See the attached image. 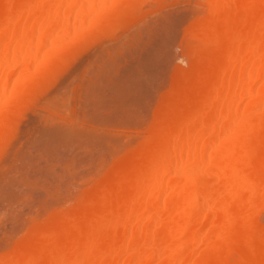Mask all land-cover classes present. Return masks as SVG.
<instances>
[{
	"label": "bare ground",
	"instance_id": "bare-ground-1",
	"mask_svg": "<svg viewBox=\"0 0 264 264\" xmlns=\"http://www.w3.org/2000/svg\"><path fill=\"white\" fill-rule=\"evenodd\" d=\"M160 2L161 0H0V133L7 130L6 119H10L17 112L20 101L29 93L38 91L44 82L48 83L52 73L60 65L66 63L74 52L88 49L91 46L93 49L94 46L105 43L104 41H107L109 46L114 44L122 32L133 27L132 19L136 14L142 12L143 8L151 11L152 5ZM193 7L192 12L196 11L195 14L193 13L195 17L193 19L191 17L192 20L187 22V26L184 25L185 22L183 24L185 27H182L185 39L182 38V40L185 41L183 44H185L186 53L181 57H173L180 62L185 59L187 67L174 69L168 90L159 99L148 123H144L148 118L144 116L142 118L140 115L145 113L144 115L147 116L150 111L146 115L147 109L145 112L142 108L143 111L140 110L142 113L138 111L140 108L134 109L138 105V102L137 105L134 104L135 101H142V97L145 99L147 95L151 96L150 91H153L151 88L150 93L144 96L146 94L144 91L147 89L148 93L149 90V87H142L147 78H142L145 82H141L143 85L139 87L141 90L144 89L143 93L137 86L140 82L139 77L137 78L139 82L132 77L140 73L139 69L142 67L137 69L138 73L134 75H132L133 70L132 74L130 72L124 74L128 75L127 77L119 76L120 80L117 76L115 77L116 74L113 75L115 78L108 75V81L118 80L116 83L111 80L109 84L113 82L114 85L115 83L113 91L116 92L119 100L121 99L120 103L118 99H113L117 97L112 96L115 93L108 91L114 86L110 87L107 80H103L105 86H108V89L104 91L112 93V99L109 98L107 101L111 99V102L108 101L109 105L114 104L119 107L117 113L121 112V107L126 106L125 109H127L134 105V108L131 107L132 110L138 111L136 113L140 115H135L134 112L132 113L135 115L133 118L139 116L138 119L142 118V121L144 119L141 123L144 127L136 135L133 146L129 149L125 147L126 150L122 149L121 151L124 152L120 155L112 154L113 162L110 165L105 163L101 165L108 167H103L105 170L101 168L104 172L100 170L101 176L95 177L96 181L90 184V188L88 187L81 193L77 192L80 195L76 198V195L73 196L75 200L73 204H70L71 207L62 210L59 208L61 207L59 203V207L56 205L54 207L60 210L52 211L54 209L52 208L51 213L54 212L52 214L46 210L47 218L42 213L41 216L44 215L45 219L43 217L41 222H46L47 224H44L47 226L35 230L36 221L33 223L34 226L30 227L31 222L29 225L24 220L25 223L19 222V218L22 220L23 215L22 217L17 215L18 218L14 215L15 211L11 212L18 219L13 221L12 226L10 224V231L7 230L9 231L8 236L5 235L11 239V242H7L9 239H4L5 236L4 240H1L7 242L5 243L7 246L1 243L4 248L0 247V264H264V224L259 221L261 219H258L264 212V0H199L195 6L196 10ZM179 22L176 23L179 25ZM175 24L172 27L178 26ZM176 30L173 29V32L176 33ZM112 40L114 43L109 44ZM161 40L160 42L170 39L165 37ZM131 41L135 40L131 39ZM137 41L135 43L140 44ZM168 41L160 45H168ZM118 46L121 47L122 44ZM110 47L107 48L113 49ZM115 47L114 52H118ZM133 47L137 49L135 45ZM102 53L100 55L96 53L98 55L93 58L99 56L102 58ZM139 54L141 55V52ZM104 55H109V53ZM121 55H119L120 58ZM109 56L108 58L111 57ZM155 56L150 58L151 60L149 58L145 60L146 57L143 59L142 66L145 70H149L148 64L154 66L153 63L157 60ZM98 60L99 58L95 63L102 62ZM109 60L103 61L109 65ZM136 61L135 65L139 63L138 60ZM93 63L92 60L90 65ZM165 64L167 65V62ZM108 65L102 68L107 69ZM135 65H133L135 70L141 66ZM116 66L112 69L118 68ZM151 68L149 71L153 70ZM108 69L111 70V68ZM129 69L131 70L130 67ZM129 69L127 71H130ZM90 70L92 69L88 71ZM100 71L102 70L99 69V81L102 74ZM106 71L102 74L105 77L108 73ZM144 71L142 69V72ZM151 72L150 75L153 76ZM93 73L96 74V72ZM150 75L148 72V77L151 78ZM88 76L86 75L87 78L92 77ZM97 77L94 79V76L90 82L89 80L82 82L83 84L88 82L84 87L86 91H82L88 92L85 94L89 103L84 98L82 99L87 102L86 104L91 106L90 103L93 102L92 107L94 105L92 110L89 108V112L93 113L92 117L91 113L87 114L88 109L86 113H83L86 115L85 118L87 115L90 117L87 118V120L90 119L89 121H85L88 125L92 122L96 125L94 123L96 121V123L99 122L97 126L102 127L101 125L108 124L103 118L107 111H100L107 106V96L103 89L100 90L99 85L102 82L94 81ZM162 78L164 80L165 77ZM81 81H83L82 78ZM75 83H78L77 80ZM93 84L98 88H92L90 85ZM129 84L137 86L133 90H138L136 93L138 95L133 96L136 90L134 93L130 90L123 94V91L128 89L127 85L130 86ZM124 95L127 98H124ZM122 98L132 99L127 106L124 100L121 102ZM114 101L117 104L113 103ZM150 102L153 103V101ZM144 104L147 105L146 100ZM148 105L146 108H149L150 105ZM131 108L123 111L120 116L126 117L125 113L128 115L127 111L131 112ZM104 111H106L105 115ZM99 114L103 116L105 122H101L102 118ZM111 114H107L108 118L112 117ZM132 115L130 113L131 117ZM123 121L121 125H118L124 127ZM77 124L80 126V123ZM92 124L90 128L93 129ZM88 125L80 127L85 126L84 130H86ZM136 127L139 128L137 124ZM61 128L60 132L59 128L56 129L55 136L45 141L48 142L47 145L58 141L64 143L67 140V143H74L72 140L75 138L78 142L91 141L92 145L107 147L105 149L96 147L102 154L104 151L101 150H105L104 153H106V149L110 151L111 147L115 146L112 145L115 144L114 142H121V140L113 139L112 134L109 137V134L105 133L106 137H104V135L97 136L80 129L72 132L70 127H65V130ZM66 129L72 132V139L71 132H66L68 131ZM79 130L83 132L75 134ZM106 131L109 132V128ZM114 132L110 131V133ZM120 133L118 135H121ZM133 134L130 133L131 136ZM115 137H118L116 133ZM38 138L40 139V136L35 139L39 140ZM118 142L116 146L119 145ZM46 143H40L41 147L39 145L42 153L44 148L48 147H45ZM86 145L90 144L86 143ZM86 145L83 147L85 148ZM116 146L112 147L113 150H116ZM47 149L49 150V147ZM73 150L74 153L77 151L75 148ZM90 151L86 154L94 155V152ZM25 157L24 159L27 160ZM79 158L82 159V156ZM24 159L21 160L22 163ZM48 160L55 161L56 159ZM31 163L22 164L20 167L22 169L23 166H30ZM24 169L29 173L28 168ZM20 174L18 176L22 177L23 175ZM64 174H60L61 177L67 176V173ZM43 177L42 180L45 179ZM22 178L19 179L20 182ZM45 181L49 183L51 180ZM56 181L53 179L52 183L48 184L51 189ZM22 182L24 184V180ZM31 182L35 183V181ZM37 186L36 191H39L40 186ZM66 188L69 189L68 186ZM3 190L5 192L4 187ZM36 191L32 192L36 193ZM66 191L69 192V190ZM9 192L14 194L13 191ZM9 192L8 194H11ZM52 194H47V197L49 198ZM67 194L68 197L69 193ZM62 195L60 194L61 197L66 198ZM1 198L3 199L2 196ZM58 198L57 205L60 201ZM14 199H17V194ZM44 205H41L43 210L47 208ZM7 214L9 215L8 212ZM9 217L12 218V215ZM10 221L9 219V223L12 222ZM11 233L13 238L10 236Z\"/></svg>",
	"mask_w": 264,
	"mask_h": 264
},
{
	"label": "rangeland",
	"instance_id": "rangeland-1",
	"mask_svg": "<svg viewBox=\"0 0 264 264\" xmlns=\"http://www.w3.org/2000/svg\"><path fill=\"white\" fill-rule=\"evenodd\" d=\"M197 1V0H196ZM195 2V1H194ZM193 2V0H161V2L159 3V4H155V5H152L153 7H152V10L150 11V10H147V8H143V9H146V10H144L143 11V9H142V12H140V13H138V14H136L134 17H133V21H134V23L132 24L133 25V27L131 26L130 27V29H126L124 32H122L121 33V36H118V39H116L115 41V43H118V41L120 42V43H118V44H115L114 43V41L112 42V41H110V43L109 44H111V43H114V44H111L110 46L108 45V42L107 41H104L105 43H102L101 45H104V44H106L105 46H101L100 44H98V45H96V46H94L93 47V49H92V46L89 48L88 47V49H85V50H82V51H79V52H74V54L69 58V60L66 62V63H63L62 65H60V67L59 68H57L53 73H52V75L50 76V80L48 81V83L47 82H44L43 83V86H41V88L39 89V90H41L39 93H37L38 91H36V92H34V93H29L28 95H26L21 101H20V106L18 107V109H17V112L15 113V114H13V116L10 118V119H6L7 121H6V123L7 124H5V125H7L8 126V128H7V130H5V131H3V132H1L0 133V247L1 248H4V245H5V247L7 246V244H5V243H7V242H11L10 240L11 239H9V237H6V236H8L7 235V233L10 231V224H11V226L13 225L12 223H13V221L14 220H16V219H18L19 217L17 216V215H19V216H21L22 217V215H23V218H22V220H21V218H19V222L20 221H22L23 222V220L27 223L28 222V225H29V223H30V227H33L34 225H33V223H34V221H36L34 224H35V226H34V228H35V230H37V229H40V228H42V227H45V226H47L46 224V222H41L42 220H43V217H44V219H45V216H46V214H47V211L46 210H48V212H50L51 213V210H52V208H54L52 211H57V210H60V209H58L57 207H59L60 205H61V207H59V208H62V210L64 209V210H66V209H68V207L70 206V204H73V201L75 200V198L76 197H78L80 194H78V193H81V192H84L85 191V189L87 190L88 189V187L90 188L91 187V185L90 184H93L95 181H96V178L95 177H100L101 176V171H102V173L104 172L103 170H105V168H103V167H108V166H101V165H103L104 163L105 164H107V165H110L113 161L112 160H114V158L112 159V157H113V155H114V153H116L115 155L117 156V155H120V154H122V152H124V151H121L122 149H125V147H126V149H129L131 146H133V142L135 141V138H137V136L136 135H138V133L142 130V128L144 127L143 125L141 126V123L142 122H144V119H143V121H142V116H144V118H148V120L147 119H145V124L146 123H148V121H150V117H152V114H153V112H154V110L156 109V107H157V105H158V102H159V99L163 96V94L164 93H166V91L168 90V86L170 85V82H171V77H172V73H173V71H174V69L176 68V67H179V68H186L187 67V65H186V60L184 59V60H182V62H183V64H182V62H180V61H176V58L177 57H181L182 56V54L184 55L185 53H186V49L184 48V46H185V44H183L184 42H183V40H185L184 39V33H183V30H184V28H182V27H185V26H187V22L190 20H192L194 17H195V15H193V13L195 14V12L196 11H193L192 12V5H194V9L196 8L195 6H196V4L199 2V0L197 1V2H195V4H193L194 3ZM196 10V9H195ZM188 15V16H187ZM192 15V16H191ZM186 16V17H185ZM185 18V19H183V18ZM189 17H190V19H189ZM191 17H192V19H191ZM181 18V19H180ZM178 19V20H177ZM180 19V20H179ZM179 22V21H184V20H187V21H184V22H179L180 24L178 25V23H176L177 21ZM186 22V23H185ZM170 23H171V25H170ZM176 23V24H175ZM185 23V24H184ZM178 25L177 27L176 26H174V27H172L173 25ZM185 26H184V25ZM172 28V29H171ZM178 28V29H177ZM169 29V30H168ZM173 29L174 30H176V33H175V31L173 32ZM166 30V31H165ZM172 32H173V34H172ZM167 35V36H166ZM169 35V36H168ZM172 35V36H171ZM177 35H178V37H177ZM124 36V37H123ZM160 37V38H159ZM165 37H166V39L167 38H169L170 40L172 39V41H168V40H163V39H165ZM176 37H177V39H176ZM121 38V39H120ZM128 38V40H125V39H127ZM173 38H175L174 40H173ZM182 38H183V40H182ZM131 39L132 40H135V41H137V42H140V44L139 43H135V41L133 42V41H131ZM153 39V40H152ZM160 39H162L161 41L162 42H160ZM130 40V41H129ZM127 41H129V43L128 44H125V43H127ZM148 41V42H147ZM152 41V42H151ZM164 41H168V45L166 44V45H160L161 43H163ZM132 44H131V43ZM149 42H150V44H151V46H150V44H149ZM135 43V44H134ZM144 45H143V44ZM146 43V44H145ZM156 43V44H155ZM170 43V44H169ZM122 44V48L124 47V45H126L123 49L124 50H122V48L120 47V46H118V45H121ZM124 44V45H123ZM135 45V47H137V49H134V45ZM140 45V47L138 48V46ZM159 44V45H158ZM164 44V43H163ZM128 45H129V48H128ZM141 45H143V46H141ZM147 45V46H146ZM98 46V47H97ZM116 46V47H115ZM96 47H97V49H96ZM100 47H106V48H100ZM107 47H110V48H112L113 47V49H110L109 50V48H107ZM114 47L116 48V51H118V52H114ZM118 47H120V48H118ZM130 47L132 48V49H130ZM141 47H144L143 49L141 48ZM157 47V48H156ZM171 47V48H170ZM100 48V49H99ZM128 48V49H127ZM151 49V50H149V49ZM170 48V49H169ZM92 49V50H91ZM102 49V50H101ZM107 51H105V50ZM157 49V50H156ZM91 50V51H90ZM103 50H104V52H103ZM127 50V51H126ZM129 50V51H128ZM132 50V51H131ZM147 50V51H146ZM149 50V51H148ZM158 50H160V51H158ZM162 50H164V51H162ZM165 50H167V52L165 51ZM171 50V51H170ZM94 51H95V53H94ZM109 51V52H108ZM110 51H112V52H110ZM120 51V52H119ZM134 51V52H133ZM141 52V55L139 54L140 52ZM170 51V52H169ZM91 52L93 53V54H91ZM103 54L101 57L103 58V56H104V58L102 59V58H100V56L98 57L99 58V60H98V62L99 61H102V62H100V63H95V61H96V59H98V58H93L94 56H97L98 54L100 55L101 53ZM114 52V53H113ZM133 52V53H132ZM147 52H149V53H147ZM153 52H157V53H153ZM166 52V53H165ZM175 52V53H174ZM96 53H98V54H96ZM108 54L109 53V55L111 56H109V55H104V54ZM117 53V54H116ZM121 53H122V55H121ZM130 53H131V55H130ZM159 53V54H158ZM172 53H174V54H172ZM89 54V55H88ZM115 54V55H114ZM134 54V55H133ZM151 54H154L153 56H155V55H157V56H155L156 57V59L158 60V62H157V60H156V62H150V63H153V65L154 66H151L150 64H148V68H149V70H150V68L151 69H153L155 72V79H154V73L153 72H151V71H153V70H151V71H149L148 69H144V67L142 66V63L144 62V58L146 57V56H148V57H146V59L145 60H147L148 58L150 59H152L153 58V56L151 55ZM166 54V55H165ZM171 54V55H170ZM119 55H121V58H123V59H121L120 57H119ZM141 56V57H139V56ZM150 55L152 56V57H150ZM87 56V57H86ZM108 56L110 57V58H108ZM129 56H131V58L132 59H130V57ZM134 56H135V58H134ZM159 56V57H158ZM161 56V57H160ZM166 56V57H165ZM168 56H169V58H168ZM107 57V58H106ZM137 57V58H136ZM143 57V58H142ZM162 57H163V59H165V58H168V59H165V60H163L162 59ZM173 57H176V58H173ZM118 58V59H117ZM85 59V60H84ZM111 61H110V60ZM113 59V60H112ZM117 59V60H116ZM119 59L121 60V61H119ZM129 59H130V61H129ZM138 60L139 61V63L137 64V65H141L140 67H138V68H136V70L135 69H133V65H135L136 63H137V61L136 60ZM141 59V60H140ZM150 59V60H151ZM155 59V58H154ZM153 59V60H154ZM173 59V60H172ZM83 60V61H82ZM92 60L94 61V63L92 64V65H90L91 63H92ZM103 60H109L110 62H117V63H110L109 61H108V63H109V65L107 64V62L106 63H104V61ZM125 60V61H124ZM143 60V61H142ZM152 60V61H153ZM77 61V62H76ZM124 61V62H123ZM128 61H129V63H128ZM133 61V62H132ZM155 61V60H154ZM83 62V63H82ZM91 62V63H90ZM97 62V61H96ZM122 62V63H121ZM141 62V63H140ZM165 62H167V65L165 64ZM173 62V63H172ZM177 62V63H176ZM80 63V64H79ZM104 63V64H103ZM127 63V64H126ZM132 63V64H131ZM181 65H180V64ZM103 64V65H102ZM118 64H121V65H118ZM126 64V65H125ZM163 64V65H162ZM93 65H95V66H93ZM100 65H102V66H106V65H108V67H107V69L108 68H111V70L110 69H106V67H103L102 68V66H100ZM115 65H117L118 66V68H116V67H114V68H116V69H112L113 68V66H115ZM137 65H135V66H137ZM183 65V66H182ZM86 66V67H85ZM87 66H89V68L87 67ZM93 66V67H92ZM111 66V67H110ZM132 66V67H131ZM149 66H151V67H149ZM95 67H98L100 70H102V71H100V73L102 72V74H105V72L104 71H106V73H107V76L105 77V75H100V81L98 80V78H99V69L98 68H95ZM121 67H123V69H121L120 70V68ZM129 67L131 68V70L129 69ZM142 67V69H143V71L145 70V71H147V72H142V69H139V68H141ZM154 67V68H153ZM156 67H158L157 69H156ZM165 67V68H164ZM87 70H86V69ZM92 69V70H90V71H88L89 69ZM94 68V69H93ZM102 68V69H101ZM83 69H85V70H83ZM98 69V70H97ZM130 70V71H127V70ZM137 69H139V70H141V71H139L140 73H138L137 72ZM162 69H163V71H162ZM96 70V71H95ZM133 70H134V73H133ZM160 70V71H159ZM82 72V73H80V72ZM85 71H87L86 73H85ZM92 71V72H91ZM124 71H127L126 73L124 72ZM80 74H79V73ZM93 72H96V74L95 73H93ZM104 72V73H103ZM111 74H110V73ZM115 72V73H114ZM117 72H119V73H117ZM133 73L132 75H134L136 72L138 73V74H135L134 76H132V77H134L133 79H136L135 81H137V78L140 80V82L139 81H137V82H139L138 83V88L141 86V85H143L141 82H145L144 80L145 79H142V78H147L146 79V82H145V84H144V86H142V87H146V88H148L149 90H148V93H147V89H146V91H144L146 94L144 95L143 93V90H141L140 88H139V90L140 91H142L143 93L141 94V95H144V96H146L147 94H149L150 92H152L150 95L151 96H146L145 97V99L142 97V101H135L134 102V104H136L137 102H138V105L135 107L134 105V107L131 105V107H133L134 109H136V108H140L138 111H139V113L141 112V111H145L146 109L148 110L147 111V113H146V115L148 114V112H149V114L147 115V116H145L144 114L142 115H140L139 113L137 114L136 112H138V111H136L135 112V110L133 111L132 109L133 108H131L130 106H129V108H127V109H130L131 108V112H128L127 111V113H128V115L130 116V113H131V115H132V113H134L135 115H140V117H142V118H137V117H139V116H136V117H134L133 118V116H135V115H132V117L130 116V118H128L129 116L125 113V116L126 117H123V116H120V114H123V111L125 112V110H127V109H125L126 108V106L124 107V108H120V113H117V111H118V109L117 108H119V107H117L116 105H114L113 104V106H111V105H109V103H108V101H107V99H109V98H111V95H112V93L110 94L109 92H105L104 91V89H108V86L106 87L105 86V82H103V80H107V84L110 86V87H112V86H114L115 85V83L118 81V80H120L119 78L121 77V78H124V77H127L128 75H124V74H127V73ZM148 72H149V75H150V72L153 74V76H151V78H152V80H151V78L150 77H148ZM161 72V73H160ZM145 73H146V75H145ZM116 74V75H115ZM144 74V75H143ZM76 75V76H75ZM84 75H85V77H84ZM86 75H87V77H89L88 75H90V76H92V77H90V78H87L86 77ZM98 77H97V76ZM108 75H110L112 78L114 77L113 75H115V77L117 76V78H118V80H116V79H111L113 82H115L114 83V85L112 84H109V82H111V80L110 81H108V79H107V77H108ZM73 76H75V78H77L76 80H77V82L79 83H75L76 82V80H75V78L73 77ZM94 76H95V78H94ZM104 76V77H103ZM109 76V77H110ZM120 76V77H119ZM143 76V77H142ZM72 77V78H71ZM96 77H97V80H94V81H98L99 83L100 82H102V83H100L101 85H99L100 86V90L102 91V89H103V91H104V93H105V96H107L106 97V105L107 106H105L103 109H101L100 111H103V110H106L107 111V114H111V112H112V114L110 115V116H112L111 118H108V116H107V114L105 115V113H106V111H104V117L102 116V115H100V117L102 118H105V120L107 121L106 123H108L107 125L106 124H103V125H101L102 127H98L99 125H98V123L99 122H97L96 123V121H94V123L96 124V125H94V124H92V127H93V129L92 128H90V123H89V125L87 124L88 122H85V121H89L90 119H88L87 120V118H90L88 115L90 114V116L92 117V111H90L89 112V110L91 109H93V107H94V105H93V107H92V104H93V102L92 103H90L91 104V106L90 105H88V104H86L88 101V99H87V95L86 94H88V92H84V91H86L85 89L86 88H84V87H86L85 85H87V83L88 82H90V79L92 80L93 78L94 79H96ZM110 77V78H111ZM114 77V78H115ZM158 79H157V78ZM162 77H165L164 78V80H163V78ZM81 78L83 79V81H81ZM102 78V79H101ZM104 78V79H103ZM141 78V79H140ZM85 79V80H84ZM89 80V81H88ZM102 80V81H101ZM157 80V81H156ZM160 80H162V81H160ZM85 81H88V82H86V84H83V83H85ZM152 81V82H151ZM74 82V83H73ZM83 82V83H82ZM93 81H91V83H92ZM96 82H94V84L96 83ZM137 82H136V84H137ZM148 82V83H147ZM154 82V83H153ZM156 82H160L159 84L158 83H156ZM163 82V83H162ZM46 83V84H45ZM50 83V84H49ZM98 83V84H99ZM83 84V85H82ZM90 84V83H89ZM88 84V85H89ZM93 84V85H94ZM97 84V83H96ZM125 84H128V83H125ZM140 84V85H139ZM149 84V85H148ZM153 84V85H152ZM157 85L156 86V90H155V85ZM162 84V85H161ZM90 85V86H92V88H94L96 85ZM124 85V84H123ZM130 85V84H129ZM133 87H132V86ZM130 86H128L127 85V88L128 89H123L124 88V86H126V85H124L123 86V94H124V92H125V94L126 93H128V91H130L131 90V92L132 93H134L135 92V90L136 89H134L133 90V88H137V86H134L133 84H131ZM151 85V86H150ZM103 86H105L104 88H101V87H103ZM162 87V88H161ZM88 88H91V87H88ZM91 88V89H92ZM95 88H98V87H95ZM94 88V89H95ZM151 88H153V91H150V90H152ZM160 88V89H159ZM115 89V86H114V88H109V90L108 91H112L113 93H115V94H113L112 96H114V95H116V92H114L113 90ZM82 90H84V91H82ZM88 90V89H87ZM99 90V89H98ZM133 90V91H132ZM158 90V91H157ZM138 90H136V92H135V94L133 95L131 92H129L130 94H132L133 96H135V95H138V94H136V93H138L137 92ZM139 91V92H140ZM150 91V92H149ZM156 91V92H155ZM86 93V94H85ZM110 94V96H108L109 94ZM82 94H83V97H82ZM107 94V95H106ZM84 95H85V97H84ZM128 95V94H127ZM117 97H118V95H116ZM125 96V95H124ZM129 97H130V95H128ZM133 96H132V98H133ZM113 98V99H118V101H119V103H120V100H119V97L118 98ZM128 97V98H129ZM148 97H150V98H148ZM82 98H84L86 101L84 102V99H82ZM124 98H127V96H125ZM124 98H122V101L121 102H123V100H124ZM131 98V99H132ZM151 98H153V99H151ZM112 99V98H111ZM111 99H110V101L109 102H111ZM131 99L129 100V99H125L124 100V104H126L127 106H128V102L129 101H131ZM151 99V100H150ZM128 100V101H127ZM145 100H146V103H147V105H148V103H151V105L149 106V108H146L147 107V105H145L144 104V102H145ZM153 101V103L152 102H150V101ZM117 101V102H118ZM134 100H132V102H133ZM149 101V102H148ZM89 103V102H88ZM113 103H115V104H117L115 101L113 102ZM130 103V102H129ZM88 105V106H90V107H88V106H86V105ZM153 105V106H152ZM87 108H86V107ZM83 107V108H82ZM92 107V108H91ZM151 107V108H150ZM90 108V109H89ZM143 108V110H141ZM85 109V110H84ZM86 109H88V115H87V118H85L86 117V115H84L86 112L85 111H87ZM114 109H116V110H114ZM137 110V109H136ZM141 110V111H140ZM72 112V113H71ZM83 112H85V113H83ZM93 112H94V110H93ZM146 112V111H145ZM101 114H103V112H100ZM117 113V114H116ZM142 113V112H141ZM151 113V114H150ZM113 114H115V115H113ZM75 115V116H74ZM83 115H84V118H83ZM116 116H118L117 118H116ZM76 117H78V118H76ZM72 118V119H71ZM103 118L101 119V122L103 123V121L105 122V120H103ZM114 118V119H113ZM136 118H137V120H136ZM82 119H84V120H82ZM125 119H126V121H125ZM134 119V120H133ZM18 120V121H17ZM74 120H77V121H74ZM118 120H119V122H118ZM125 122H124V121ZM131 122H130V121ZM138 120H140V121H138ZM75 123H74V122ZM91 121H93V120H91ZM90 121V122H91ZM122 121H123V125H124V123H125V125H124V127L123 126H120L121 125V123H122ZM129 123H128V122ZM135 121H137V122H135ZM74 124H73V123ZM80 123V126L81 125H85V126H87L88 125V128L86 127V130H84V128H85V126L83 127V128H81L80 126H79V124H77V123ZM116 122H118V123H116ZM72 123V124H71ZM83 123H85V124H83ZM118 124H120V125H118ZM130 124V125H129ZM134 124H135V126H134ZM136 124H137V126H139V128L138 127H136ZM138 124H140V125H138ZM98 125V126H97ZM110 127H109V126ZM116 126V127H112V126ZM76 126V127H75ZM78 126V127H77ZM96 126L99 128V129H101V130H99L98 128H96ZM61 127H63V130H65V127H70V129L72 130V132L74 131V130H78V129H80V130H84V132L85 131H89L90 133H93L94 135H97V136H100V135H104V137H106L105 135V133H107V135L110 137V135H111V137L113 138V139H115V140H121V142H118L119 143V145H117L116 146V143L117 142H114L115 144H112V145H115L116 146V150H113V148L112 147H115V146H112L111 147V145H110V147H111V149H110V151H109V149H106L107 151H106V153H104L105 152V150H101V151H104L102 154L99 152L100 150L98 149V148H96V147H100V146H96V145H92L93 144V142H91V141H89V142H78L77 140H75V138H74V140H72V141H74V143L71 141V140H69V141H71L72 143H67V141L66 142H64L65 144H66V146H65V144L63 143V141L61 142V141H58V142H56L57 144H60V145H58V146H56L55 144L56 143H54V144H48L47 145V143L45 142V141H48V139H50V137H52V136H55L54 134L57 132L56 131V129H58L59 128V132H60V130L62 129ZM95 127V128H94ZM109 128V132L108 131H106V130H108V128ZM127 127V128H126ZM129 127V128H128ZM141 127V128H140ZM61 128V129H60ZM75 128V129H74ZM103 128H104V130H105V132H104V130H103ZM105 128H107V129H105ZM111 128V129H110ZM124 128V129H123ZM134 128V129H133ZM136 128H138V129H136ZM40 129V131H38V130ZM97 129V130H96ZM119 131V133L121 134V135H118L119 133H118V131ZM128 129V130H127ZM132 129V130H131ZM141 129V130H140ZM66 130H68V129H66ZM77 131V132H75V134L76 133H80V132H83V131ZM94 130V131H93ZM130 130V131H129ZM136 130H138V131H136ZM140 130V131H139ZM35 131H37V132H35ZM91 131H93V132H91ZM101 131V132H100ZM110 131H112V132H114V133H110ZM131 131H134L136 134H133L134 132H131ZM35 132V133H34ZM55 132V133H54ZM59 132L57 133V134H59ZM66 132H71V131H66ZM72 132H71V139H72ZM127 132V133H126ZM102 133V134H101ZM104 133V134H103ZM115 133H116V135L118 136V137H115ZM118 133V134H117ZM130 133L131 134H133L132 136L130 135ZM123 134H125L127 137L128 136H130L129 138H125V136L123 135ZM128 134V135H127ZM46 135H48L47 136V138H46ZM35 136V137H34ZM38 136H40V139L39 140H36L37 139V137ZM45 136V137H44ZM58 136V135H57ZM134 136V137H133ZM115 137V138H114ZM36 138V139H35ZM45 138V139H44ZM100 138V137H99ZM132 138H134V139H132ZM35 139V140H34ZM128 139H130V140H128ZM128 140V141H127ZM37 141V142H36ZM65 141V140H64ZM39 142V143H38ZM61 142V143H60ZM127 142H129L128 144H127ZM40 143L41 144H44V143H46V146L45 147H49V150H51V151H49L47 148H44V154L42 153V149L40 150V148H39V145H40ZM80 143V144H79ZM82 143H84V144H82ZM86 143H88V144H90V145H92V146H90V145H86ZM34 144V145H33ZM72 144V145H71ZM82 144V145H81ZM95 144V143H94ZM130 144V145H129ZM74 145H76V146H74ZM86 145V147H88V149H86V150H88V151H93L94 152V155H91V154H86L88 151H86L85 150V148L83 147V146H85ZM31 146V147H30ZM42 145H40V147H41ZM70 146H72V147H70ZM95 146V147H94ZM57 147V148H56ZM67 149H66V148ZM75 148V150H77L75 153H74V148ZM102 147H104L103 149H105V148H107V147H105V146H102ZM102 147H100V149H102ZM109 147V146H108ZM109 147V148H110ZM38 148H39V150L41 151H39L38 150ZM56 148V149H55ZM61 148V149H60ZM69 148V149H68ZM83 148V149H82ZM46 149V150H45ZM53 149V150H52ZM65 149V150H64ZM90 149V150H89ZM115 149V148H114ZM125 149V150H126ZM67 150H68V152H67ZM79 150H80V152H79ZM99 150V151H98ZM48 151V152H47ZM90 151V152H91ZM97 151V152H96ZM111 152V153H109V152ZM46 152V153H45ZM59 152H62V153H59ZM65 154H64V153ZM92 152V153H93ZM79 153V154H78ZM61 154V155H60ZM106 154V156H104ZM113 154V155H112ZM22 155H24V157L25 158H27V160L26 159H24V157L22 156ZM77 155V156H76ZM107 155H109V156H107ZM22 156V157H21ZM60 156V157H59ZM79 156H82V159L81 158H79ZM97 156V157H96ZM84 157V158H83ZM103 157H105V159L103 158ZM50 158H52V159H56V160H58V161H53V160H48V159H50ZM64 158V159H63ZM98 158V159H97ZM101 158V159H100ZM22 159H24V161H23V163L21 162V160ZM62 159V160H61ZM76 159H77V161H76ZM81 159V160H80ZM87 159H89V161L87 160ZM97 159V160H96ZM111 161H110V160ZM26 160V161H25ZM60 160L62 161V162H60ZM87 161V162H81V161ZM93 160V161H92ZM102 160H104L103 161V163H102ZM107 160V161H106ZM109 160V161H108ZM27 161H29V162H27ZM48 161L50 162V163H48ZM51 161H53L52 163H51ZM101 161V162H100ZM32 162V163H31ZM55 162V163H54ZM95 162V163H94ZM98 162H100V163H102V164H98ZM24 165L25 163H26V165L27 164H29V163H31L30 164V166H32L31 167V169H29L30 168V166H23L22 167V169H21V167L20 166H22V164ZM71 165H70V164ZM78 163V164H77ZM80 163V164H79ZM67 164H69V165H67ZM67 165V166H66ZM101 166V167H100ZM50 167H52V168H50ZM97 167H99V169L97 168ZM24 168H28V171H29V173L28 172H26L25 170L26 169H24ZM63 168H70V169H63ZM103 170H102V169ZM41 169V170H40ZM19 170H20V172H19ZM31 170V171H30ZM37 170H39V171H37ZM65 170V171H64ZM70 170V171H69ZM100 172H99V171ZM23 171V172H22ZM38 172H39V174H38ZM42 172V173H41ZM23 175H21V174ZM66 174L67 176H62L61 177V175H63V174ZM21 175L22 177H20V176H18V175ZM41 174H42V177L43 178H45V179H43L44 181L45 180H48V181H50L49 183L47 182V181H43L42 180V177H41ZM44 174H46V176L44 175ZM61 174V175H60ZM64 174V175H65ZM39 175H40V177H39ZM58 177H57V176ZM95 175H97V176H95ZM98 175H100V176H98ZM39 178H38V177ZM49 176V177H48ZM53 176H55V178H53ZM18 178V180H17V178ZM48 177V178H47ZM60 177L62 178V179H60ZM20 178H22V180H21V182H20ZM28 178H30V180L28 179ZM38 178V179H37ZM51 178V179H50ZM95 180H94V179ZM53 179L56 181L57 179H59V180H57L56 182H55V184L53 183L52 184V186H53V188L51 189V186L50 185H48V184H50V183H52V181H53ZM98 179V178H97ZM24 180V184H23V181ZM61 180V181H60ZM31 181H35V183H36V186L37 187H39L40 188V190L39 191H36V189L37 188H35L36 186L34 185L35 183H32ZM59 181V182H58ZM93 181V182H92ZM29 182H30V184H29ZM58 182V183H57ZM61 185H60V184ZM32 184V185H31ZM7 185V187H5ZM8 186H12V187H8ZM44 186H45V189H43L44 188ZM49 188H48V187ZM69 187V189L68 188H66L65 189V187ZM3 187H4V189H5V192H4V190H3ZM43 187V188H42ZM12 188V189H11ZM35 188V189H34ZM38 188V189H39ZM61 188H64V189H61ZM36 191V193L34 192H32V191H34V190ZM55 190H56V194H55ZM58 190H59V192H58ZM65 190V191H64ZM66 190H69V192H67ZM9 191H13V195H12V192H9ZM29 191H30V193H29ZM53 191H54V193H53ZM80 191V192H79ZM8 192L9 193H11V194H8ZM61 192V193H60ZM64 192V193H63ZM65 192H67V193H69V196L67 197V193H65ZM78 192V193H77ZM2 193V194H1ZM53 193V194H52ZM58 193V194H57ZM62 193H63V195H62ZM7 194V195H6ZM15 194H17V201L14 199L15 198ZM29 194V195H28ZM33 194V195H32ZM47 194H49V195H51L52 194V196H49V198L47 197ZM60 194L62 195V196H66V198L65 197H61L60 196ZM7 197H6V196ZM8 195H9V197H8ZM18 195H24V197H26L27 199H25L24 197H22V196H18ZM27 195V196H26ZM54 195H59V196H54ZM76 195V196H75ZM1 196L3 197V199H4V197H5V200H3L2 198H1ZM14 196V197H13ZM30 196H32V197H30ZM73 196H75V198L73 197ZM13 197V198H12ZM21 197V198H20ZM59 197V198H58ZM70 197H73V198H71L70 199ZM19 198V199H18ZM23 198V199H22ZM29 198V199H28ZM57 198H58V200H60L59 202H58V205H57V203H56V200H57ZM60 198H62V199H60ZM65 198V199H64ZM2 199V200H1ZM7 199V200H6ZM9 199H10V201H9ZM14 199V202L12 201ZM22 199V200H21ZM73 199V200H72ZM19 200V201H18ZM72 200V201H71ZM7 201V202H6ZM43 201V203L41 204V202ZM9 202V203H8ZM13 202V203H12ZM53 203V205L51 204V203ZM63 202V203H62ZM3 203V204H2ZM8 203V204H7ZM12 203V204H11ZM55 203V204H54ZM59 203H60V205H59ZM6 204H7V206H6ZM45 204V205H44ZM11 205V206H10ZM41 205H44L45 207H47V208H45V210H43L42 208H43V206L41 207ZM52 205V206H51ZM54 205H56L55 207H54ZM64 205V206H63ZM6 206V207H5ZM8 206H10L9 208H11V209H9V208H7ZM72 206V205H71ZM70 206V207H71ZM49 207V208H48ZM65 207H67V208H65ZM13 208V209H12ZM3 210V211H2ZM9 210V211H8ZM13 210V211H12ZM18 211V214H17V211ZM9 213V215L7 214V212ZM14 211H15V213H14ZM6 212V213H5ZM14 213V215H16L15 217L13 216V214L12 213ZM46 212V213H45ZM44 214V215H42L41 216V214ZM49 213V214H50ZM52 213H54V212H52ZM51 213V214H52ZM7 214V215H6ZM10 215H12V218H10L9 216ZM41 216V217H40ZM7 217H9V218H7ZM38 218H39V220H38ZM46 218H47V216H46ZM9 219L12 221H10L11 223H9ZM33 219V220H32ZM258 219H261V220H259L261 223H263L264 224V212L261 214V217L260 218H258ZM27 220V221H26ZM17 221V220H16ZM33 221V222H32ZM25 222H23V223H25ZM44 223H46V224H44ZM260 223V224H261ZM15 224V223H14ZM37 224H40V225H37ZM25 225V224H24ZM28 225H25V226H28ZM28 226V227H29ZM13 228H14V226H13ZM12 228V229H13ZM33 228V229H34ZM7 230H9V231H7ZM11 231H13V230H11ZM4 232V233H3ZM6 235V236H5ZM6 238H5V237ZM10 236H12V233H11V235ZM3 237H4V239H9L7 242H3V241H1L2 239H3ZM12 238H13V236H12ZM3 239V240H4ZM4 243V245L3 244H1V243ZM11 244V243H10ZM1 245H3V247L1 246Z\"/></svg>",
	"mask_w": 264,
	"mask_h": 264
}]
</instances>
